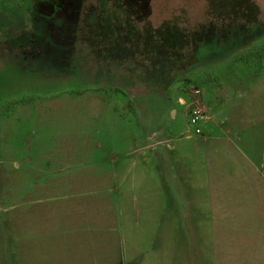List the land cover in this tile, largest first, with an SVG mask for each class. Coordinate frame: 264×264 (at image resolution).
Here are the masks:
<instances>
[{"label": "rangeland", "instance_id": "rangeland-1", "mask_svg": "<svg viewBox=\"0 0 264 264\" xmlns=\"http://www.w3.org/2000/svg\"><path fill=\"white\" fill-rule=\"evenodd\" d=\"M258 192L264 0H0V264H170L213 197L264 240Z\"/></svg>", "mask_w": 264, "mask_h": 264}, {"label": "crops", "instance_id": "crops-1", "mask_svg": "<svg viewBox=\"0 0 264 264\" xmlns=\"http://www.w3.org/2000/svg\"><path fill=\"white\" fill-rule=\"evenodd\" d=\"M210 117L211 122H214L213 115ZM209 120H206L204 127L209 134L213 135H209L211 138L217 134L213 133L214 129ZM202 179L209 183L207 188L212 196L217 197L218 186L216 183L219 182V178H198L200 182ZM184 182L191 184L188 189L185 185L184 190L194 189L196 191L198 188L201 196L206 192L205 187L194 185L193 180ZM213 199L215 201L212 200L210 208H203L200 212L195 209L191 210L189 215L184 214L187 224L184 229L189 233L190 239H185L183 244L184 258L173 257L172 259L171 257L170 264H264V240L263 238L260 240L258 236L262 237L261 232L257 229L254 210H237L232 202L230 208H226L222 206L220 199L214 197ZM255 199L264 202V192L254 194L253 200ZM88 256L91 254L84 258H77L78 261H73L77 260L73 259L69 263L78 264L82 261L86 264V261L89 260ZM94 259L95 264H111L108 258L95 257Z\"/></svg>", "mask_w": 264, "mask_h": 264}, {"label": "built area", "instance_id": "built-area-1", "mask_svg": "<svg viewBox=\"0 0 264 264\" xmlns=\"http://www.w3.org/2000/svg\"><path fill=\"white\" fill-rule=\"evenodd\" d=\"M193 99L189 103V115L191 124L196 133L203 134V122L209 118L208 109L206 108L205 99L201 96V89L195 88L193 90ZM186 103V101H183Z\"/></svg>", "mask_w": 264, "mask_h": 264}]
</instances>
